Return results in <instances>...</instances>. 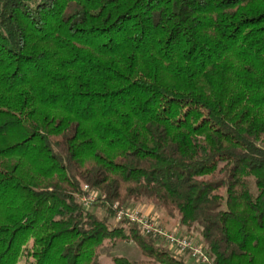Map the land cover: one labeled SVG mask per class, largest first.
Returning a JSON list of instances; mask_svg holds the SVG:
<instances>
[{"label":"trees","instance_id":"16d2710c","mask_svg":"<svg viewBox=\"0 0 264 264\" xmlns=\"http://www.w3.org/2000/svg\"><path fill=\"white\" fill-rule=\"evenodd\" d=\"M116 204L264 264V0H0V264H188Z\"/></svg>","mask_w":264,"mask_h":264},{"label":"built area","instance_id":"2783aa9c","mask_svg":"<svg viewBox=\"0 0 264 264\" xmlns=\"http://www.w3.org/2000/svg\"><path fill=\"white\" fill-rule=\"evenodd\" d=\"M85 191L88 194L82 196L80 200L84 206L89 207L99 198V193L96 191L89 192L87 186ZM115 209L117 221L135 223L143 234L159 238L169 248L175 249L176 252L180 254L190 253L200 264H213V260L209 257L203 244L194 243L189 236L164 227L157 217H152L138 209L119 207L117 204Z\"/></svg>","mask_w":264,"mask_h":264},{"label":"rangeland","instance_id":"374dc122","mask_svg":"<svg viewBox=\"0 0 264 264\" xmlns=\"http://www.w3.org/2000/svg\"><path fill=\"white\" fill-rule=\"evenodd\" d=\"M129 208L135 209L132 206H130ZM89 209L96 212L100 216H105L107 214V209L105 207L95 205V202L89 207ZM162 215L167 216L163 212H162ZM158 219H160L161 224H163L162 218L158 217ZM111 222L112 224L117 223L115 216L111 219ZM167 226L168 228L170 227L169 225ZM170 228H172V230L174 231H177L178 233L182 232V234L183 233L188 234V236L192 239L194 243L202 244L201 234H200L199 229L197 230L192 229L190 231L186 229L187 230V233H186V231L184 232L185 229L180 230L179 228H174V227H170ZM160 242L164 243L165 246L169 248L165 242L163 241H160ZM169 249L172 250V252L176 254L178 257H182L183 259H185L188 264H200L199 261H197V259L194 258L192 254L190 253L180 254L176 252L175 249H172V248H169ZM113 256L126 257L130 260L144 259V256L142 255L141 251L138 249L135 243L117 242L116 244H114L111 241L106 242L100 250V264H114L112 260ZM25 260H26L25 258H22V262H25Z\"/></svg>","mask_w":264,"mask_h":264},{"label":"crops","instance_id":"0c3cea01","mask_svg":"<svg viewBox=\"0 0 264 264\" xmlns=\"http://www.w3.org/2000/svg\"><path fill=\"white\" fill-rule=\"evenodd\" d=\"M135 209H138V210H140V211H142L144 213H147V214L151 215L152 217H157V218L161 217L163 225L166 228H168L167 225H169L170 227L179 228L180 230L182 229L178 222H176L174 220H171L167 216H163L160 211H158L155 207H153L151 205L137 204V205H135ZM170 227L168 229L172 230V228H170ZM180 234H182V232Z\"/></svg>","mask_w":264,"mask_h":264}]
</instances>
